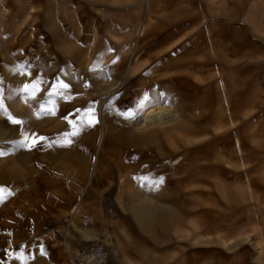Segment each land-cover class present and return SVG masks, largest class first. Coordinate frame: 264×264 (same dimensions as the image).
Listing matches in <instances>:
<instances>
[{
    "label": "rangeland",
    "instance_id": "374dc122",
    "mask_svg": "<svg viewBox=\"0 0 264 264\" xmlns=\"http://www.w3.org/2000/svg\"><path fill=\"white\" fill-rule=\"evenodd\" d=\"M153 10L149 20L144 0H0V50L25 59L20 69L0 68V264H72L85 240L106 245L108 264H264V0H155ZM133 43L142 63L180 48L170 72L180 74L168 84L198 117L156 135L159 159L138 155L123 130L112 142L120 161L102 162L97 207L69 225L79 191L62 189L73 180L64 164L91 167L83 128L97 141L101 100L104 116L133 114L141 74L119 96L104 95ZM176 58L154 59L144 77ZM132 166L126 188L140 194L117 195L118 173ZM56 196L60 206L50 209L45 201ZM130 203L154 208L137 223Z\"/></svg>",
    "mask_w": 264,
    "mask_h": 264
},
{
    "label": "crops",
    "instance_id": "0c3cea01",
    "mask_svg": "<svg viewBox=\"0 0 264 264\" xmlns=\"http://www.w3.org/2000/svg\"><path fill=\"white\" fill-rule=\"evenodd\" d=\"M154 2L155 0H144V4L146 7L147 14L150 12V15L148 16V19H151L152 13H154ZM146 25V20L142 22L139 26V31L137 33L138 37H141L144 34ZM178 27V26H177ZM176 27V28H177ZM188 42L194 43V36H188ZM162 44L170 42L169 38L167 36H161ZM177 40V38L175 39ZM174 40V41H175ZM173 42V41H171ZM137 44H132L130 48V53L126 59L125 65L123 67V71L121 73V78L116 82L115 86L111 89H109L107 92L112 91L109 96L114 95V97H117L120 95L119 93H115V90L125 85L126 81L133 77L134 75L141 74V77L139 78L142 80L141 83L137 85V90L134 94V98L132 101V107H133V114H121L118 115L115 113L114 110H110L109 113L104 116V130L103 127L99 121V133L97 141L95 140V134L96 132L90 133V127L85 126L83 130L87 133L86 135V144L88 146V151H91L93 149V158H92V164L91 167H82V161H76L73 160L72 162H66L65 169L68 171L70 176L72 177V183H68V181L63 183L61 181L62 189L69 188L72 195L76 193V191H79V197L77 202L72 206L70 210V216L71 218L68 220L69 225H73V220L79 219V215L82 214V211L90 210L92 208H96V200H93L94 196L97 195V193L102 192V188L100 186V181L103 179L104 172H103V161H120V156L122 153H119L116 148L113 147L112 142L116 141L120 137V133L124 130L128 133V144L131 145L134 149H138V155L140 156H147L149 155V158L155 157V158H162L164 155L160 152L159 145L156 140V135L159 133H162L170 128H178L182 127L184 120L192 119L195 117H198L196 114L195 108L193 105H189L188 103L184 102V99H187V95L184 96L181 94V92H178L176 89H174L172 86H170L168 83L167 76L175 77L179 75V72H173L174 68H178V55L180 53V48L178 46H175L174 48L164 49L157 54L149 55L146 57V62H141V58L139 55L136 54V46ZM194 47H191L190 51L188 50V56L185 57L184 62L187 64H193L194 63ZM23 52L16 51L10 47H4L2 50H0V68L2 70L5 69H20L21 64L25 62V59L21 56ZM177 57V58H176ZM176 58V62H170L167 63L166 71L162 74L153 75L151 77H144L143 72L147 65H149L154 59L160 60V61H167L168 59ZM118 65V69H120V65ZM153 69V68H152ZM151 69V70H152ZM133 71V72H132ZM188 75L187 73L183 76ZM167 81V82H165ZM150 82V83H149ZM114 89V90H113ZM128 89V87H127ZM127 89H123L122 91H127ZM161 89V90H160ZM104 95H106V93ZM127 93V92H126ZM162 105L165 107L172 108L175 113L178 115V119L172 123L168 124L162 127H147L144 129H138L137 127H134L132 125H121L117 126L114 123H110V116L118 117V118H124L129 120L130 122H135L140 115L144 112L148 106H157ZM109 119V120H108ZM115 128H119L118 132H113ZM96 141V142H95ZM101 141V142H100ZM234 153L239 158L238 161H241V166L239 165L238 173H242V166L243 161L241 158V141L238 136H235L234 142ZM141 148H143L141 150ZM154 153V154H153ZM133 154L126 155V159L128 161H134ZM229 154L230 151H229ZM232 155V154H231ZM180 153H176L175 157L172 158L173 160L178 158V161H180L181 164L187 162V156L182 157ZM233 158V157H232ZM138 161V160H137ZM136 169L134 170V167H131V171L129 170L127 174L124 173H118L119 177V183L120 188L116 192L117 195H123L125 193H133L134 196H137L140 194V191L135 189L134 187L126 188L127 184H132L133 180L135 179L136 175ZM84 175V176H83ZM128 175V176H126ZM143 176H148V174H144ZM86 177L84 180L83 178ZM83 181V185L80 190H78V185L80 182ZM59 193V192H58ZM59 195V194H58ZM62 197V196H61ZM61 197H47L46 201L49 208L51 207H58L60 206V201H62ZM44 201V200H43ZM32 202V201H31ZM30 202V203H31ZM50 208V209H51ZM128 208L133 214L134 221L137 223H141L142 219L144 218L145 214L149 215L152 208H154L150 204H135L130 203ZM78 214L77 217L76 214ZM74 226V225H73ZM94 240H85L82 241V244L77 245V252H81L84 249H86L89 245L92 244Z\"/></svg>",
    "mask_w": 264,
    "mask_h": 264
},
{
    "label": "bare ground",
    "instance_id": "6f19581e",
    "mask_svg": "<svg viewBox=\"0 0 264 264\" xmlns=\"http://www.w3.org/2000/svg\"><path fill=\"white\" fill-rule=\"evenodd\" d=\"M133 72V71H132ZM114 90V89H113ZM112 91H109L106 93V96H109ZM105 100H101L99 103V107L97 110H99V121L103 127L104 130V113L103 109L105 108ZM178 115L175 113V111L170 107H165L162 105L157 106H148L144 110V112L140 115V117L135 122H130L127 119L124 118H118L114 116H110L114 119V124L117 126L121 125H132L134 127H137L138 129H144L147 127H162L168 124L174 123L178 117ZM101 142V141H100Z\"/></svg>",
    "mask_w": 264,
    "mask_h": 264
},
{
    "label": "built area",
    "instance_id": "2783aa9c",
    "mask_svg": "<svg viewBox=\"0 0 264 264\" xmlns=\"http://www.w3.org/2000/svg\"><path fill=\"white\" fill-rule=\"evenodd\" d=\"M109 252L103 242H95L79 252L72 264H108Z\"/></svg>",
    "mask_w": 264,
    "mask_h": 264
}]
</instances>
